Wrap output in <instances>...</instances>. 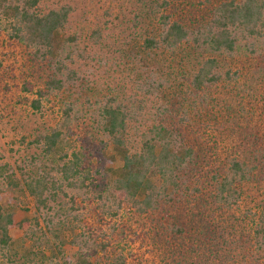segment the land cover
<instances>
[{"label":"trees","instance_id":"obj_1","mask_svg":"<svg viewBox=\"0 0 264 264\" xmlns=\"http://www.w3.org/2000/svg\"><path fill=\"white\" fill-rule=\"evenodd\" d=\"M42 1H0V15L8 23L9 37L22 42L32 58L49 70L44 90H36L37 97L30 102L35 110L40 109L47 92L73 91L82 78L66 62L71 60L70 52L62 53L65 43L76 40V36L63 32L71 7L42 8ZM188 1L154 2L148 14L156 18L158 32L145 36L142 47L172 52L189 44L205 54L189 81L187 106L193 108L195 118L183 112L174 122L166 117L171 115L166 106L154 107L145 116L141 104H126L107 96L98 106L95 124L112 144L113 154H105L104 142L101 160L105 166L93 170L85 164L84 152L73 148L64 133L66 128L69 134L67 126L74 119V103L65 104L62 122L31 140L47 163L38 154L17 165V171L0 164V180L28 194L37 212L32 218L17 220L12 209L0 204V264H141L133 262L140 258L117 248L116 236H121L123 226L114 221L106 223L107 217L119 211L146 218L151 225L155 222L147 232L141 231L147 237L152 233L166 263L217 264L233 259L232 253L238 252L243 263L259 264L260 255L264 256V146L244 154L236 145L229 147L225 157L214 159V152L206 153L208 148L202 143L222 135L225 126L209 104L213 98L208 89L222 80L219 57L232 56L240 48L250 54L264 50V0H220L199 20L192 16V9L186 16H174L177 6ZM92 35L98 36L99 30ZM233 74L236 71L227 68L223 76L230 79ZM150 77L146 76L147 82L152 81ZM146 86V82L138 84V90L150 94L151 85ZM224 136L222 141L227 139ZM116 156L121 164L113 167L110 162ZM94 175L103 176L104 187L95 188ZM154 177L160 179L159 184ZM250 181H256L261 192L254 211L247 212L251 217L246 233L240 229L244 218L228 210H233L243 184ZM182 200L190 204L186 212L190 221L197 223V230L188 219H180L183 215H171L168 221L162 216L167 203ZM73 227L79 228L71 239L76 250L65 255L61 248L63 232ZM13 228L23 232L19 243L9 234ZM50 237L58 244L47 256ZM20 245L24 248L16 260ZM222 251L224 256H220ZM58 255L61 262L56 260Z\"/></svg>","mask_w":264,"mask_h":264},{"label":"rangeland","instance_id":"obj_2","mask_svg":"<svg viewBox=\"0 0 264 264\" xmlns=\"http://www.w3.org/2000/svg\"><path fill=\"white\" fill-rule=\"evenodd\" d=\"M156 1L159 0H43L42 8L60 5L71 7L63 32L66 36H76V40L65 43L62 53L70 52L71 60L66 62L76 68L82 78L78 81V87L71 89L73 91L47 92L41 98L39 110L33 109L30 102L37 97L36 90H44L49 70L32 58L31 51L22 42L9 37L8 23L0 15V164L6 163L17 171V165H23L31 156L38 154L47 163V159L42 157L39 148L31 144V140L62 122V109L68 102L74 103V119L67 126L69 134L66 128H63L64 133L73 148L84 152L85 164H90L93 170L105 166L101 160V149L107 140L96 128L95 119L98 106L107 96H115L118 101L126 104H141L145 116L152 113L154 107L166 106L171 112L166 117L174 122L176 115L183 112L195 118L192 116L193 108L187 106L191 96L189 81L206 56L203 52L195 51L189 44H182L172 52L165 49L145 50L142 47L145 36L156 35L158 32L156 18L148 14ZM218 1L190 0L189 3L179 4L174 16H186L192 9V16L199 20ZM95 30H99L98 36L92 35ZM219 59L222 80L208 89L213 98L209 104L213 113L220 115V122L225 121L221 131L227 139L222 141V135H214L213 141L205 140L202 143L208 148L207 151L204 149L206 153L214 152V159L225 157L231 151L229 147L234 148L236 145L244 154L264 146V50L250 54L240 48L232 56L225 55ZM227 68L236 71L230 79L223 76ZM146 76H151L152 81L147 82L149 80ZM145 82L151 85L150 94L138 90V84ZM192 140L195 145H201V142ZM105 148L106 155L113 154L110 142H107ZM120 164L118 156L110 162L113 167ZM16 176L19 177V174ZM154 178L156 184H159L160 179ZM94 184L96 189L104 187L103 176L94 175ZM257 185L256 181L243 184L240 200L233 205V210H228L244 218L240 229L246 233L249 231L251 217L247 212L250 209L254 211L258 193L261 192ZM0 204L12 209L13 217L17 220L37 215L33 199L2 180ZM188 206L190 204L185 200L171 201L165 205L166 212L162 216L168 221L171 215H183L181 220L190 221L189 212H186ZM105 220L106 223L114 221L123 226L121 236H116L119 239L117 248L123 247L125 253L140 258L141 262L136 260L134 263L169 264L162 259V249L152 240V233L148 237L142 234V229L147 232L154 227L155 222L151 225L146 218L134 216L128 211H119L116 216ZM190 225L197 230L195 221H190ZM77 232L79 228L76 227L63 232L64 244L61 248L65 255L76 250L71 239ZM22 233L18 228L9 231L17 243ZM48 243L47 256L58 242L50 237ZM28 244L26 242L24 246ZM23 248L22 245L17 248L19 253L16 260ZM224 252L220 256H224ZM232 256L233 259L229 257L217 264H247L240 260L238 252L232 253ZM60 257L58 255L56 258L58 262H61ZM260 257L259 264H264V256ZM249 259L248 256L245 261ZM0 260H3L1 255Z\"/></svg>","mask_w":264,"mask_h":264}]
</instances>
